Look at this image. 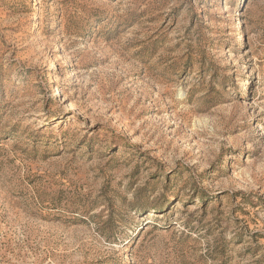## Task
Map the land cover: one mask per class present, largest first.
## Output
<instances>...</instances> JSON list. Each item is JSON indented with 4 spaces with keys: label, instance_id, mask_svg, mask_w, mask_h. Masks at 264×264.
<instances>
[{
    "label": "rangeland",
    "instance_id": "rangeland-1",
    "mask_svg": "<svg viewBox=\"0 0 264 264\" xmlns=\"http://www.w3.org/2000/svg\"><path fill=\"white\" fill-rule=\"evenodd\" d=\"M0 264H264V0H0Z\"/></svg>",
    "mask_w": 264,
    "mask_h": 264
}]
</instances>
